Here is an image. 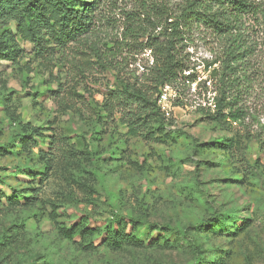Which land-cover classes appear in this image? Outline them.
Returning a JSON list of instances; mask_svg holds the SVG:
<instances>
[{"label": "rangeland", "instance_id": "374dc122", "mask_svg": "<svg viewBox=\"0 0 264 264\" xmlns=\"http://www.w3.org/2000/svg\"><path fill=\"white\" fill-rule=\"evenodd\" d=\"M141 2L102 0L90 33L47 54L13 23L0 35L25 50L0 61V264H264V23L247 21L243 121L211 117L204 69L224 43L201 28L185 41L197 80L170 84L176 98L133 136L114 92L147 62L123 36ZM114 221L131 232L120 248L102 243Z\"/></svg>", "mask_w": 264, "mask_h": 264}, {"label": "trees", "instance_id": "16d2710c", "mask_svg": "<svg viewBox=\"0 0 264 264\" xmlns=\"http://www.w3.org/2000/svg\"><path fill=\"white\" fill-rule=\"evenodd\" d=\"M101 2L102 0H0V35H5L6 41L13 40L12 31L8 28L9 23H13L16 33L23 41L32 45V50L47 54L55 47H63L90 33L96 24V10ZM125 17L133 25L127 26L123 32L124 38L128 34L133 37V42L127 45H130L133 53L136 50L147 52V62L143 63V71L138 73L139 76H135L131 83L121 84L122 88L114 92V98L118 100L117 106L122 112L119 120L130 135H142L151 119L158 116L157 99L165 85L174 84L178 79L183 84L197 80L194 66L190 65L189 53L185 52V41L190 34L201 28L221 38L224 43L220 57L206 61L204 69L211 68L209 76L217 81L216 89H213L215 94L211 97L214 105L211 117L228 128L234 122L245 119L246 110L240 104V95L236 90H239L241 76L244 81L250 79L249 59L256 50L254 44L247 42L250 29L247 21L264 23V1L182 0L170 5L156 0H142L137 18L132 12H127ZM137 19L142 24L133 22ZM23 51L25 50L17 47L16 43L13 47H4L0 38V61H15V57ZM215 63L219 65L213 66ZM185 71L188 73L184 74ZM135 72L133 71V76ZM207 81L208 79H204L197 83L206 92L211 83L210 81L207 85ZM244 87L246 89L247 85L244 84ZM184 90L188 89L182 88V95ZM175 102L181 104L180 99ZM12 197L14 196L10 194L7 200L16 201ZM127 223L134 225V220L129 219ZM114 224L117 221L106 226V236L102 243L111 248H120L128 242L131 232H125V226L120 229L112 228ZM149 225L152 228L159 226ZM208 225L206 222L198 227Z\"/></svg>", "mask_w": 264, "mask_h": 264}, {"label": "built area", "instance_id": "2783aa9c", "mask_svg": "<svg viewBox=\"0 0 264 264\" xmlns=\"http://www.w3.org/2000/svg\"><path fill=\"white\" fill-rule=\"evenodd\" d=\"M173 98H176V92L169 85H165L158 95L157 102L158 104L165 105Z\"/></svg>", "mask_w": 264, "mask_h": 264}]
</instances>
